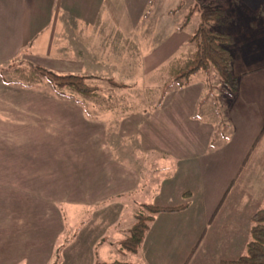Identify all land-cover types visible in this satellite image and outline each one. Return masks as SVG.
<instances>
[{"label":"crops","instance_id":"crops-1","mask_svg":"<svg viewBox=\"0 0 264 264\" xmlns=\"http://www.w3.org/2000/svg\"><path fill=\"white\" fill-rule=\"evenodd\" d=\"M110 1L0 0V67L25 58L41 68V62L49 60V67H66L68 75H102L99 63L103 58H117L119 46L123 54V45L143 44L138 41L141 33L134 31L138 27L134 20L151 7V0ZM232 1V22L229 26V22L222 23L218 29L235 40L228 48L235 59L234 74L239 78L236 100L227 113L230 140L214 150L210 148L214 127L194 118L206 92L204 85L197 84L169 93L159 105L160 111L136 115L120 127L119 140L139 138L142 149L175 158L174 170L172 164L155 167L158 169L154 172L164 177L156 190H165L167 184L181 177V170L192 172V183L186 187L180 184L179 193L170 196L173 200L188 194L185 202L176 198L170 204L155 203L160 208L184 205L185 209L158 215L135 254L140 261L123 263L221 264L239 260L246 251L252 219L264 205V20L259 15L264 0ZM114 11L130 14V31L112 19ZM167 12L173 13V8ZM61 105L71 116L61 112L66 119L51 118L53 131L48 132L54 135L61 127L55 137L60 143L47 153L51 160L55 152L68 151L76 156V162L66 175L61 173L60 164L54 166L51 178L36 167L44 163L40 159L43 148L38 146L35 155L23 154L21 165H27V169L14 171L19 172L15 178L11 177L12 170L5 175L0 170V228H5L0 232V264H49L62 241L60 264H94L101 247L109 256L113 239L121 252L126 251L122 242L131 229L122 230L121 225L143 180L124 163L113 161L114 149L104 128L97 131V140L91 145L78 148L84 144H78L81 128L92 123L76 103ZM6 125L11 131H2L9 142L0 139L1 157L13 146L25 149L37 145L27 121L12 120ZM172 128L176 131L173 135ZM55 156L54 161L61 159ZM194 164L196 167L190 170ZM72 179L78 189L68 193L65 189L70 188ZM62 191L68 198H56ZM65 211L72 216L88 215L83 222L80 219L78 232H73L76 234L70 240L65 237L72 232H66L65 225L62 229ZM47 221L57 224L58 232H48ZM117 235L123 238L114 237Z\"/></svg>","mask_w":264,"mask_h":264},{"label":"rangeland","instance_id":"rangeland-1","mask_svg":"<svg viewBox=\"0 0 264 264\" xmlns=\"http://www.w3.org/2000/svg\"><path fill=\"white\" fill-rule=\"evenodd\" d=\"M109 2L111 3L110 0ZM178 4L180 7L177 6ZM232 4V0H151V4L149 5L151 7H148L146 13L138 14L137 16L139 18L134 20V22L138 24V27L135 28L134 31L141 33L138 41H142L143 44L136 45L130 43L123 45L125 48L123 54L121 51L122 46H119L117 58L110 56V60H104L103 58L99 63V69L102 71V75L100 74V76L78 75L86 77V83L97 89L92 96L82 95L72 89L56 86L48 77H43L41 75L42 73L36 71V69L39 68L36 67L38 64L32 60L21 58L12 63V65L10 64L5 67L1 66L0 139L8 144L7 133H2V131H11V127L6 124L12 120H24L31 125L34 138H36L35 143H37L36 146H29L25 149H19L13 146L10 152L6 150L7 156H0V170L3 171L2 174H9L12 170L11 177L15 178L19 172L14 173V171L26 170L27 165H21L23 162V154H25L26 157L35 155L36 148L40 146L43 148L40 151L43 157L41 156L40 159L43 160L44 163L36 167L43 171L45 175L52 178L53 171L51 168L60 164L61 173L66 175V172L71 169V165L75 164L76 156L68 151L62 150L55 152L51 160L49 159L50 153L47 152H51L53 146L56 148L59 145L60 142L55 137L60 133L58 130L61 129V127L60 129L57 128V132L52 135L53 126H50V120L51 118L60 120L66 119L60 114L61 112L71 116L67 112V109L61 104L76 103V105L83 108L87 120L92 123V125H88L86 129L84 127L81 128L82 132L78 144H84L79 145L78 148L83 149L87 147L88 144L91 145L90 143L93 140H97V131L99 132L100 129L104 128L110 140L109 144L111 146H109L114 149L113 161L120 164L124 163L129 168L138 172L137 174L140 175L143 180L137 195L134 197L135 200H132L128 205L124 219L125 222L121 225L122 230L126 228L132 230L135 223H137V219L145 215L146 204L156 207L157 205H155V203L157 200V204L161 205L162 203L170 204L173 200H176V198H181V202H185L184 199L188 198V194L183 196L178 195V197H175L173 200L170 199V196L179 193L180 184L186 187V184L189 185L192 183L189 178L192 172L181 170V177H177L174 182L172 181L167 184L165 190H156L164 177L163 175L160 177V174L154 171L160 168V164H172V170H174L176 163L172 162V160L175 158L165 156L160 152L155 153V150L142 149L139 144V138H137V140L130 139L128 141L119 140L118 134L125 120H131V118L136 115H143L147 112L156 111L157 108L155 109V107L161 105L169 93L179 90L173 88L168 91L166 96H163L162 91L164 85L171 80L168 65L175 58L184 60L191 55L194 46L189 43V39L200 25V13L202 10L219 9L227 11V18L225 17L219 25L212 26L213 29L218 30L222 23L227 25L229 22L227 25L229 26L230 22H232V19L229 18L231 13L229 11L232 8ZM196 6H198L197 9L195 8ZM170 7L173 8L174 12L165 13L167 10L169 11ZM155 9L156 12H154ZM191 11H195L196 13H194L189 24L186 26L185 21ZM110 16L113 20L117 21V23L120 22L125 24V31H130L129 28L132 21L130 14L114 11ZM154 39H156V42H154ZM114 41L120 42V39ZM133 41L134 40H131L130 42ZM109 47L112 50V46ZM138 51L141 52L140 55H138ZM147 57L150 59L152 57L153 60L147 59ZM48 62L49 60L46 61V63L41 62L44 69L61 76L69 74L70 71L68 68L56 66L55 64L53 67H49ZM128 62H131V67L129 68L127 67ZM133 64L135 65V70L132 69ZM87 73L90 74V70H88ZM113 82L120 85H128L130 88L122 89L116 87ZM193 84H197L201 87L204 85L205 90L207 89L206 86L210 85L212 92L210 94V92L207 93L208 90H206V92L204 91L203 98H205L207 94L209 97L208 99L202 98L203 101L201 102V111L199 115L201 121L211 126H213L214 123L215 126L218 123V118L213 116L217 111V107L215 106L216 96H221L223 90L220 79L214 72H212L211 75L200 73L192 78L190 86ZM160 107L161 106H159L157 111H160ZM19 126L20 122L17 123V127ZM64 129L66 130L67 128ZM173 129L174 128H172V135L176 133ZM49 130L52 131L48 132ZM24 131L23 129L21 130L22 133H24ZM55 154L61 157L59 161H54L56 158ZM157 165L158 168L155 169ZM195 167L196 165L190 167V170ZM87 170H89L88 167ZM89 172L90 171H88V173ZM169 176L170 174L165 176V178ZM62 179H65V176H63ZM172 179L173 178L170 180ZM77 189L72 179L70 188L65 190H68V193H72ZM130 195L132 196L133 193ZM56 198L62 199L68 198V196L64 195L62 191L58 193ZM65 217V223H62V229L64 231L65 228L63 225H65L66 232H72L70 236L65 237L70 240L73 234H76L73 232H78L81 223L88 218V215L81 213L77 216V214L74 213L72 216L71 212L65 211ZM46 225L48 226V232H58L57 224L54 225L50 221H47ZM15 227L16 225L12 226L13 229ZM4 230V227L0 228V232H4ZM114 237L123 238L118 235ZM67 239H65V241H67ZM63 242L64 241L60 242L61 244H58L56 247L53 259L49 264L55 263L57 252L60 251L59 249L61 246H64ZM101 248L98 249L97 261H108V263L115 261L120 263L132 260L135 262L140 261L138 260L139 257H136L135 254L128 253L127 251H124V253L123 251L121 252L119 245H117L114 239L111 245H109L110 251L108 257L101 251ZM62 256L63 255H61V261L63 259Z\"/></svg>","mask_w":264,"mask_h":264},{"label":"trees","instance_id":"trees-1","mask_svg":"<svg viewBox=\"0 0 264 264\" xmlns=\"http://www.w3.org/2000/svg\"><path fill=\"white\" fill-rule=\"evenodd\" d=\"M198 6L195 8L197 9ZM196 11V10H195ZM195 11H191L187 16L185 25L187 26L194 15ZM226 12L224 10H202L200 13V25L189 39V43L194 46L191 55L184 60L173 59L169 66V76L171 80L164 85L163 96L168 91L177 88L184 89L191 85L192 78L200 73L211 75L212 72L220 79L223 90L221 96H216L215 106L217 111L214 117L218 118V123L214 126V138L210 148L212 150L230 140V125L227 122V113L232 104L236 100L239 90V78L234 74V56L229 51V47L235 43L234 38L212 28L213 25H219ZM260 17L264 20V4L260 8ZM36 71L42 73L43 77H48L58 87H65L76 91L82 95L92 96L97 91L96 88L86 83L87 78L78 75H57L44 68H37ZM116 87L129 89L128 85H120L113 82ZM207 93L212 92L210 85L206 86ZM209 95L204 99H208ZM163 98V97H162ZM161 103V101H160ZM159 106L157 107V109ZM156 109V110H157ZM201 104L198 107L197 114L194 116L196 120H200ZM224 118H223V117ZM220 117V119H219ZM201 121V120H200ZM186 206L180 208H160L153 205H145V215L137 219L131 230L130 236L122 242V248L128 252L136 254L142 246L150 226L156 217L162 213H176L185 209ZM252 232L250 241L244 255L235 262H221V264H264V205L254 215L252 219ZM63 246L56 254L54 264L61 263V255ZM194 252L192 253V255ZM94 264H129V263H106L96 261Z\"/></svg>","mask_w":264,"mask_h":264}]
</instances>
